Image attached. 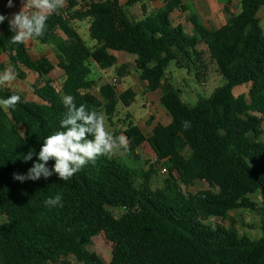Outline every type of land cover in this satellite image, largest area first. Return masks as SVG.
Listing matches in <instances>:
<instances>
[{"label":"trees","instance_id":"16d2710c","mask_svg":"<svg viewBox=\"0 0 264 264\" xmlns=\"http://www.w3.org/2000/svg\"><path fill=\"white\" fill-rule=\"evenodd\" d=\"M191 1L165 0L149 10L150 0H66L48 18L44 36L32 38L52 46L55 61L34 58L27 42L10 43L8 20L0 24V56L8 55L18 78H26L24 68L44 82L34 88L39 101L0 86V100L21 97L15 110L0 106V264H106L89 250L99 233L115 246L109 264H264V29L259 18L264 0H241L237 14L226 0L230 18L216 29L202 22ZM135 5L144 16L139 21L126 11ZM175 11L190 12V33L172 24ZM84 20L93 47L75 26ZM116 52L135 56L140 79L149 92H160L170 123L156 125L146 136L130 121L124 130L130 150L124 156H102L68 181L55 173L37 181L14 180L13 173L26 174L37 160L33 155L25 162L23 155L29 149L38 153L43 139L61 130L62 96H74L77 106L85 104L111 121L121 103L130 105L136 96L132 89L106 104L92 93L97 84L92 62L111 68L118 63ZM172 61L189 71L198 64L202 72L215 64L227 83L192 107L166 77ZM56 68L63 72L59 85L50 78ZM126 70L123 64L119 75ZM244 84H250L249 92L234 95ZM185 120L191 122L187 130ZM145 143L153 161L137 168L124 162L125 157L140 161ZM158 168L166 169L167 177L155 188ZM198 182L208 187L188 191ZM57 194L63 207H46L44 201ZM250 195L261 198V238L240 235L233 224L210 223L229 220L234 210H256ZM112 209L123 213L117 217Z\"/></svg>","mask_w":264,"mask_h":264},{"label":"rangeland","instance_id":"374dc122","mask_svg":"<svg viewBox=\"0 0 264 264\" xmlns=\"http://www.w3.org/2000/svg\"><path fill=\"white\" fill-rule=\"evenodd\" d=\"M17 1L19 4L20 1H26V0H13ZM19 1V2H18ZM66 1V0H65ZM126 1V0H123ZM150 1H157L158 6L161 5L162 1L165 0H150ZM203 1H221V0H195L193 2V8H199L206 7V2ZM234 1L232 7L235 9V12H232L234 14H237L240 11V5L239 2L241 0H232ZM154 3H149V8ZM198 4V6H196ZM156 5L155 8H158ZM17 7V6H14ZM201 7V8H200ZM203 8V9H204ZM127 14L130 19H134L136 21H139L144 18L142 14V9L140 5H135L133 7L126 9ZM223 12V11H222ZM224 19L222 18V21L217 22V26H222L225 22L228 21L229 16L228 13L226 14L223 12ZM208 17V16H207ZM259 18L261 21V26L264 29V7L261 9L259 13ZM210 20V18H207ZM173 22L174 25H177L178 23L184 24L186 27V30L191 29V24L186 21V19L183 17L182 12L180 14H174L173 15ZM79 34L84 39L86 44L89 47H93L96 45V42L91 39L89 34V21L84 20L81 22H76L75 24ZM61 35V34H60ZM27 45L30 49V53L34 58H40L42 56H47L49 59L55 61L56 51L52 46H46L44 44H41L39 42H33V40L27 41ZM199 49H203L205 51L204 46L198 47ZM117 57L119 58L118 63L106 70L100 69L94 62H92V78L95 79L97 82H103V81H113L114 78L120 81V86L123 91H126L128 89H132L136 96L131 100L129 106H124L122 103L118 106V110L116 113L115 118L111 120H108L107 116L105 114V126L106 130L110 132L111 134L115 136H119L121 134V127L123 122H125L127 125L130 121L133 122V124L138 125L140 122L144 121L149 117L151 111H152V99L150 100L151 94H145V90L142 89L143 86V80L140 79L139 73L136 69V66L133 61H131V58H135V56L127 54L125 52H116ZM123 63L127 64V70L125 73L120 76L119 75V69L122 67ZM8 68L11 67L10 65L7 66ZM26 78L20 79L16 78L15 81L11 82L10 84L4 85L5 87H9L13 90L18 91L21 93L27 100L30 101H39V98L34 94V88L40 86L43 84V79L40 78L38 74L32 73L29 70H26L22 68ZM218 68L215 64H209L207 66V71L202 72V68L196 64L195 66L192 65L191 70L188 69H181L177 66L175 61H172L168 64L166 68V77L170 81V83L173 85L175 89L180 91L182 100L194 107L198 104L199 99H208L212 96L213 92L216 89H219L223 87L227 81L226 79L219 74L217 71ZM63 72L56 68L54 72L50 75V78L59 85L63 78ZM113 83V82H112ZM250 84H244L241 86H237L234 89V95L238 96L240 94H247L249 92ZM145 94V95H143ZM157 99V97H155ZM147 102L151 103V106L147 105ZM112 122V123H111ZM114 122V123H113ZM146 125V122L143 123ZM119 134V135H118ZM151 147L148 143H146L142 150L140 149L138 151V154L140 155L138 158H140V161H132L130 158L125 157L123 160L128 165H131L133 167H139L140 163H144L145 160H154L152 158L151 154ZM125 152L121 151L116 154V156H124ZM137 163V165H136ZM163 168H158V174L154 177L153 186L155 188H159L163 185L164 180L167 177V174L162 172ZM207 184L205 182H198L194 186L188 189L190 192H196L202 189L207 188ZM249 198L257 203L256 210H234L230 213L229 220L223 222L218 219L212 220L210 223H222L226 226H230L231 224L234 225V227L238 230L240 235H246L249 238L256 240L262 237V226H263V214L261 211V198L257 195H250ZM115 216L119 217L123 213V209H112ZM114 243L104 234L99 233L93 238L92 245L89 246V250L96 252L106 264H109L113 251H114ZM71 263H74V259L71 258Z\"/></svg>","mask_w":264,"mask_h":264},{"label":"clouds","instance_id":"9594fccd","mask_svg":"<svg viewBox=\"0 0 264 264\" xmlns=\"http://www.w3.org/2000/svg\"><path fill=\"white\" fill-rule=\"evenodd\" d=\"M8 7H13V0H8ZM65 6V0H26L17 13L8 19V26L13 33L10 37L12 44H24L33 37L44 36L48 18ZM6 17L0 14V24ZM17 74L12 67L0 73V86L15 81ZM21 97L13 94L0 100V106L15 110ZM66 112L60 120V129L43 139L38 153L29 149L23 155L25 162L37 160L26 174L13 173V179L21 183L31 180L37 181L41 177L48 179L54 173L62 181L72 179L88 164H95L97 159L111 157L121 151L130 150V140L125 134L115 136L106 130L104 115L96 110H89L85 104L77 106L75 97L64 95L61 98ZM185 130L191 127L190 121H183ZM91 137V138H90ZM50 160L55 163L50 169ZM48 208L63 207L62 196L57 194L44 201Z\"/></svg>","mask_w":264,"mask_h":264},{"label":"crops","instance_id":"0c3cea01","mask_svg":"<svg viewBox=\"0 0 264 264\" xmlns=\"http://www.w3.org/2000/svg\"><path fill=\"white\" fill-rule=\"evenodd\" d=\"M24 2H26V1H24ZM24 2L23 1H20V3L18 4L17 1L16 2L13 1V5L14 6H17V7H14L13 6V7L10 8V7L7 6L8 0H0V14L4 15L6 17V20H8L9 18L12 17L13 13L19 12V10L21 9L22 4ZM122 2L124 3L125 1L122 0ZM193 2H195V0L194 1H191V4H193ZM203 2H206V7L205 8L204 7H202V8L200 7L201 9H199V8L198 9L197 8H193L194 12H196L198 14V16L200 17V19L202 20V22L207 27L213 28V29L220 28L221 26H217V22L222 21V18L224 19V17H223L224 13L223 12L226 13V11H225L224 8H225V5H226V2L227 1L226 0H221V1H203ZM151 3H154V4L150 5L151 7L149 8V10L155 8L156 5L158 6V4H157L158 2L157 1H155V2L154 1L152 2L151 1ZM159 3H161V5H159L158 8L161 7L164 4V1L159 2ZM233 3H234V1H232V4H231V13L232 12H235V9L232 7ZM196 6H198V4ZM192 7H193V5H192ZM180 12H182L183 17L187 21V19L191 15L190 12L175 11L174 14L175 13L176 14H180ZM173 15L171 17V20H172V24L174 25ZM207 16L210 18V20L207 19L208 18ZM229 18H230V16H229ZM227 22H225L224 24H222V26L225 25ZM177 25H183L185 27V25L184 24H181V23H178ZM177 25H174V26H177ZM185 29H186V27H185ZM186 31L190 33L192 31V26H191V29L186 30ZM0 34H1V30H0ZM60 37L61 38H64L63 36H60ZM33 42H35V41L33 40ZM114 54L117 56L116 53H114ZM131 61L135 62V58L132 57L131 58ZM123 64H126V63H123ZM1 65H3V66L5 65V69L8 68L7 67L9 65L8 64V55L6 53H3L0 56V66ZM5 69H3V70L0 69V73H3ZM91 79L94 80V81H96L92 77H91ZM143 82L144 83H143L142 89H144V90L146 89L145 90L146 91L145 94L147 95L149 93V94H151V96H153V97L150 98V100L152 99L151 101L153 102L152 103V106H151L152 107V111H151L149 117H147V119H145L144 121L140 122L137 126L140 127V129L142 130V132L146 136H150L152 134V131H153V129H154V127L156 125H158V124L168 125L170 123V120L171 119H170V116H169L168 112L164 109V107L162 106V104L160 102V92L159 91H157V92H149L147 90V83L145 81H143ZM96 83L97 84L93 88L92 93L94 95H96L97 98L102 103H104V104L116 100L118 98V96L121 93L124 92L121 89L120 81L119 80H118V85H114L112 83V81H103V82H97L96 81ZM145 94H143V95H145ZM155 97H157V99ZM115 116L113 118H115ZM144 122H146V125L143 124ZM126 126H127V124L123 122L122 127H121V130H120L121 131V134H124V130L126 129ZM145 144H143L141 146V148H140L141 150H142V148H143V146ZM151 154L154 155L153 151H151ZM152 158H155V155L152 156Z\"/></svg>","mask_w":264,"mask_h":264},{"label":"built area","instance_id":"2783aa9c","mask_svg":"<svg viewBox=\"0 0 264 264\" xmlns=\"http://www.w3.org/2000/svg\"><path fill=\"white\" fill-rule=\"evenodd\" d=\"M112 82H113L114 85H118V80L116 78ZM147 105L148 106H151V103L150 102H147ZM162 172L163 173H166V169H163Z\"/></svg>","mask_w":264,"mask_h":264}]
</instances>
